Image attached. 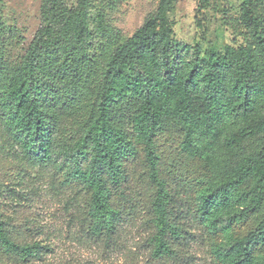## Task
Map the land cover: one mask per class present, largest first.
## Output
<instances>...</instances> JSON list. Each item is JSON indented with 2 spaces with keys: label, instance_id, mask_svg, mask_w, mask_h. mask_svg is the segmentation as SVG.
<instances>
[{
  "label": "trees",
  "instance_id": "trees-1",
  "mask_svg": "<svg viewBox=\"0 0 264 264\" xmlns=\"http://www.w3.org/2000/svg\"><path fill=\"white\" fill-rule=\"evenodd\" d=\"M89 1L40 0L39 26L19 65L7 72L0 57V120L20 138L22 155L45 163L58 154L69 163L57 166L60 182L87 195L78 224L95 242L116 244L123 208L142 204L143 176L153 190L143 204L149 257L185 263L183 204L193 181L194 211L209 231L215 215H229L230 247L214 245L216 264H264V144L246 154L240 147L264 132V86L255 80L264 77V37L252 0H243L240 19L256 47L187 63L176 55L167 20L174 0H159L129 39L112 45L90 41ZM91 90L89 118L56 148L60 119L75 118ZM8 225L0 211V252L17 263L43 261L49 246L15 241Z\"/></svg>",
  "mask_w": 264,
  "mask_h": 264
},
{
  "label": "rangeland",
  "instance_id": "rangeland-1",
  "mask_svg": "<svg viewBox=\"0 0 264 264\" xmlns=\"http://www.w3.org/2000/svg\"><path fill=\"white\" fill-rule=\"evenodd\" d=\"M75 3L76 0H70V5ZM158 3L159 0H90V41L94 45L126 41L145 17L156 10ZM242 3L243 0H174L167 20L171 37L178 45V59L183 63L195 57L207 60L211 52L223 55L227 48L256 47L252 27L245 26L240 19ZM39 12L40 0H0V57L7 63V72L19 65L39 26ZM251 14L259 20V31L264 37V0H252ZM103 66L104 61L98 68L97 82ZM255 80L264 86V77L258 76ZM93 100V90L84 93L81 98L84 107L77 116L60 119L54 140L56 148L77 135L94 108ZM258 113L264 116V103ZM263 144L264 132L244 139L240 147L246 154ZM60 164L67 166L69 163L58 154L45 163L24 158L20 138L0 120V211L6 216L15 241L40 240L49 246L43 261L31 264H181L171 259L149 257L143 225L148 216L143 204L153 195V190L143 176L137 184L142 192V204L135 209L137 211L123 208L118 240L115 245L108 246L93 241L81 230L78 221L84 214L87 195L78 193L75 186L66 187L60 182L62 174L57 169ZM136 168L137 174L143 173L140 165ZM204 170L206 173V168ZM186 185L187 202L184 200L183 214L189 232L187 245L182 247L187 257L183 264H216L212 253L214 245L230 247L228 242L225 244L229 215L223 212L215 215L214 228L209 231L205 221L194 211L196 187L193 181ZM237 213L239 211L231 215ZM260 216L249 219L251 227ZM259 260L264 261V251ZM0 264L22 263L0 252Z\"/></svg>",
  "mask_w": 264,
  "mask_h": 264
}]
</instances>
